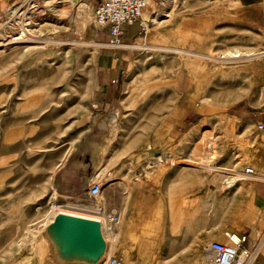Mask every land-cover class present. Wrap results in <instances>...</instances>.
I'll return each mask as SVG.
<instances>
[{"label":"rangeland","instance_id":"1","mask_svg":"<svg viewBox=\"0 0 264 264\" xmlns=\"http://www.w3.org/2000/svg\"><path fill=\"white\" fill-rule=\"evenodd\" d=\"M99 1L0 0V264H41L31 243L58 211L101 220L104 186L124 164L167 159L197 169L201 231L246 230L258 214L264 0H151L142 13L148 33L139 39L129 26L135 30L116 47L126 60L118 79H108L116 88L102 116L94 95L107 75L96 59L109 37L93 22ZM234 48L254 55L222 57ZM238 171L252 179L212 193ZM93 182L101 184L97 197L88 194ZM241 185L249 192H236ZM226 197L244 205L224 221L217 208ZM104 222L110 255L127 264H213L202 234L169 235L127 217Z\"/></svg>","mask_w":264,"mask_h":264},{"label":"crops","instance_id":"2","mask_svg":"<svg viewBox=\"0 0 264 264\" xmlns=\"http://www.w3.org/2000/svg\"><path fill=\"white\" fill-rule=\"evenodd\" d=\"M134 30V27H126L124 39H127L128 34ZM106 40L104 48L107 51L102 52L96 59L107 75L106 80L98 87L94 95V106L99 109L100 116L108 106L104 100L110 96L112 88L113 90L116 88L115 84L111 87L108 85V79H118L119 75L123 73V64L126 60L124 50L111 46L108 39ZM260 118L264 122L262 115ZM261 131H264V128ZM178 137L179 135L172 136L170 139L173 141ZM262 138L264 140V132ZM108 155L109 149L103 142L102 147L101 145L98 147V157L102 156L103 160V172L105 171V157ZM165 160V163L144 162L136 165L124 164L114 168L113 172L117 175L113 181L104 186L107 196L103 202L99 203L102 206L103 214L114 210L118 219L127 217L129 220L139 221L136 225L145 228L167 229L165 234L169 235L195 236L202 234L208 244L213 240L224 241V236L217 235L215 224L201 231V227L195 222L194 214L199 210L201 199V177L198 170L175 163L168 164L167 159ZM65 166H68V155L65 159ZM237 190L236 192H242L243 190L248 191L250 188L241 185ZM253 192V204L258 210L255 220L248 225L249 229H233V232L247 233L248 246L259 240L258 231L264 226V217H262L264 191L259 189ZM159 234H163V232ZM105 241L107 248L106 238ZM259 253L262 255L261 264H264V245L260 247Z\"/></svg>","mask_w":264,"mask_h":264},{"label":"built area","instance_id":"3","mask_svg":"<svg viewBox=\"0 0 264 264\" xmlns=\"http://www.w3.org/2000/svg\"><path fill=\"white\" fill-rule=\"evenodd\" d=\"M151 0H100L93 10V22L97 27L107 29L109 44L113 47H122L126 27L137 25L139 39L148 33L147 20L142 17L143 10ZM261 114L264 115V99L261 106ZM264 123L256 122V129L262 130ZM247 174L252 169L247 168ZM101 191V184L93 182L90 184L88 194L97 197ZM97 211L103 215L106 222L115 224L118 215L114 210L103 214L101 206ZM100 222H102L99 219ZM224 241L213 240L208 244L209 249L214 252L213 264H254L264 241V232L260 239L248 246V235L244 232L225 231ZM102 264H127L115 255L108 256Z\"/></svg>","mask_w":264,"mask_h":264},{"label":"water","instance_id":"4","mask_svg":"<svg viewBox=\"0 0 264 264\" xmlns=\"http://www.w3.org/2000/svg\"><path fill=\"white\" fill-rule=\"evenodd\" d=\"M41 264H98L106 251L101 222L58 212L31 243Z\"/></svg>","mask_w":264,"mask_h":264},{"label":"bare ground","instance_id":"5","mask_svg":"<svg viewBox=\"0 0 264 264\" xmlns=\"http://www.w3.org/2000/svg\"><path fill=\"white\" fill-rule=\"evenodd\" d=\"M56 7V6H55ZM54 7V8H55ZM150 7V4L148 3V7L144 9L143 14L145 15V13L147 12V9ZM58 8V6L56 7ZM58 10H53V16L55 18L56 14H57ZM154 17V16H153ZM14 39H19V37H14ZM27 39V38H26ZM15 40V41H17ZM2 45V44H0ZM254 55V53L250 50L247 52H243L242 50H240L239 48H234L231 51L226 52L222 57H226L228 59H238L242 58V57H248V56H252ZM212 61V60H211ZM241 61V60H240ZM225 62V61H224ZM233 62H236L233 60ZM240 67V66H239ZM244 67V66H243ZM235 68V67H234ZM237 68V67H236ZM241 68V67H240ZM240 68L238 70H240ZM243 71H247L246 67H244L242 69ZM134 144V141L132 142ZM130 145V144H129ZM252 179V176L250 175H246L244 173H241L240 171L236 172L234 176H232L229 180L225 181V183H222L220 186L213 188L212 189V193L215 192L216 190L218 192H225L228 189L234 188L235 185H237L238 182H241L242 180H248V179ZM256 178V177H255ZM138 180H140V178H137ZM222 193V194H223ZM228 193V192H227ZM245 194V193H243ZM232 196V195H231ZM245 196V195H244ZM225 197V196H224ZM223 197V198H224ZM228 197V196H227ZM224 199V201L222 203H220L219 208H217V213L219 215V217H221L220 219L222 220H229V218L234 216V213L237 210H241L243 205H244V201L237 199V198H233V197H229L228 199ZM216 199V198H215ZM221 199V198H220ZM59 212V211H58ZM64 212V211H61ZM66 213V212H64ZM55 214V213H54ZM72 214V213H70ZM78 215V214H77ZM80 216V215H79ZM83 216V215H82ZM101 218V225H102V232L105 231L106 228V223L104 222V218L102 217V215L100 216ZM50 220V219H49ZM99 220V219H98ZM262 245H264V241L262 242ZM261 245V246H262ZM110 256V248L107 246L106 251L104 253L103 258L98 262V264H102L104 262V260ZM30 258V257H29ZM205 263L207 264V261H205Z\"/></svg>","mask_w":264,"mask_h":264}]
</instances>
